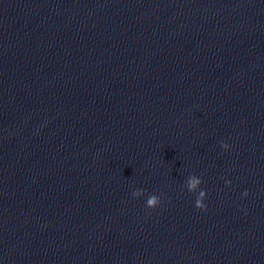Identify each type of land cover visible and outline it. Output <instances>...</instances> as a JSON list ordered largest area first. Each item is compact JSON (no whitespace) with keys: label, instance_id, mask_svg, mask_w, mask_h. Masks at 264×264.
I'll return each instance as SVG.
<instances>
[{"label":"clouds","instance_id":"obj_1","mask_svg":"<svg viewBox=\"0 0 264 264\" xmlns=\"http://www.w3.org/2000/svg\"><path fill=\"white\" fill-rule=\"evenodd\" d=\"M222 147L227 149L229 147V145L226 144V143H222ZM200 182L201 181H199V180H197L195 178H191L190 181H189V189L191 190V189L195 188L196 184H198ZM226 183L230 184L231 182L227 181ZM243 195L247 196L248 195L247 191H245ZM205 197H206V192L205 191H201L199 197L195 201V207L197 209H201V210H205L206 209V205L203 203ZM159 203H160V199L157 196L152 195V196H150L148 198V200L146 202V206L148 208H155V207H157L159 205Z\"/></svg>","mask_w":264,"mask_h":264}]
</instances>
